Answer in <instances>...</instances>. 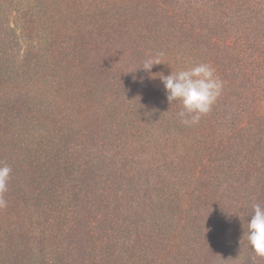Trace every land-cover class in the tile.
<instances>
[{
    "label": "trees",
    "instance_id": "1",
    "mask_svg": "<svg viewBox=\"0 0 264 264\" xmlns=\"http://www.w3.org/2000/svg\"><path fill=\"white\" fill-rule=\"evenodd\" d=\"M27 1L17 12L2 0L0 83L26 90L65 80L71 98L82 102L103 101L111 86L136 95L121 115H109V126L101 122L86 133L91 141L82 149L53 140L55 134L0 162L12 168L4 215L22 214L24 234H31L22 240V253L16 238L1 241L0 264H34L43 255L50 264L111 258L134 264L141 241L137 264H163L169 256L178 261L170 250L162 256L158 240L163 233L171 242L183 240L182 230L183 237L194 233L185 229L187 211L196 213L192 221L208 227L211 220L221 229L202 242L207 253L215 240L224 245L231 232H246L252 203L264 205V0ZM10 15L18 34H6ZM21 57L22 73H12ZM150 57L161 63L149 72L140 67ZM197 63L211 65L223 87L212 110L189 126L177 116L179 101H167L159 75ZM94 144L104 155L81 166L75 152H91ZM121 219L132 220L123 225ZM141 222L147 225L133 228ZM8 225L0 219L1 231ZM122 226L136 235L137 242L128 234L132 246ZM101 230L112 234L98 235ZM252 257L251 251L243 264H264Z\"/></svg>",
    "mask_w": 264,
    "mask_h": 264
},
{
    "label": "rangeland",
    "instance_id": "2",
    "mask_svg": "<svg viewBox=\"0 0 264 264\" xmlns=\"http://www.w3.org/2000/svg\"><path fill=\"white\" fill-rule=\"evenodd\" d=\"M6 1H12L11 7L13 6L14 9H17V12L22 11V6L26 7L29 5V2L27 0ZM0 3L2 4V7L0 8H3L5 5L2 0H0ZM17 16L19 17V15ZM15 20V15L6 17L8 28H6L5 31H7V35H12L9 31H14V33L18 34L19 31L14 26L16 24ZM18 26L20 27L22 26V24L18 22ZM7 59L11 60L13 59V56H9L7 57ZM18 60L20 61L15 62V67L10 69L12 73H14L15 71L22 73V57ZM71 87L75 88L74 82L71 83ZM113 87L114 86L108 88L107 92L103 96V101L82 102L80 101L82 99L79 96H76V94L75 98H71L72 94L70 93V87L68 82H66L65 80H57L55 82L52 81L49 84L42 83L41 87L31 86L26 90L19 87L14 88L10 84L6 87L2 83H0V131L6 129L8 127V124L12 126L8 129V131L4 132L2 137H0V162L6 159V157L14 158L18 157L21 152L23 154L24 151H22V147L24 144H28V146L31 144V146H33L35 142H38L41 139L51 138V136H54L55 134L57 137H55V139L53 138V140L58 141L57 139L60 138L62 144H66L69 147H73L76 144L80 147V149H82L81 145H83L84 142L91 141V138L86 133H88L89 131H95L94 126L101 125V122H104V127L109 126L111 118L109 117V115L113 116L115 115V113L121 115L123 112L122 110H124L130 103L133 102V96H135L136 94L129 91H126L128 93H126L125 91H119L120 93L118 94V92H116ZM115 87L117 88V85ZM25 92H27V94ZM110 105L113 106L112 113H109L110 110L108 106ZM111 124L114 126L113 122ZM37 137L39 138V140H37ZM99 139L100 138H98V141ZM102 148L103 147L101 145L98 148L96 144H94V149L91 152H89L90 150H88V152L85 150H77L78 154L75 152L74 157L81 158L79 160V163L81 164V166H83L85 161L91 158L99 159L100 157H102L104 155V151H99ZM170 151H173V149L170 148ZM170 158H172V162H174L176 155L171 154ZM16 174H18V172ZM11 178L12 176L10 174L9 182ZM19 178L20 177H17L15 175V177H13V181H18ZM9 182L8 189L3 194L5 200V195L7 194V192H11V189H9ZM17 186L18 185H16V187ZM23 186L26 189V184H23ZM33 186L34 185H31L32 188ZM241 186L242 193H246L248 191L246 184H242ZM21 189L22 185L16 190L22 191ZM104 201V199H101V202ZM96 207L97 204L92 205L93 209H95ZM5 209L6 206L5 208H0V219L9 223L10 225L7 226L9 229H6V227V230H0V242L3 240L5 241L6 239L10 240L12 238H16L18 249V247L22 245V240H24V238L27 236L30 237L31 234H24L22 214L17 217L19 214H16L13 211H9L4 215ZM149 211H151L150 213H155L154 209L150 207ZM199 214H201L200 216L210 215V213L207 212ZM168 215H165L164 217L165 222L168 218ZM195 215L196 213L187 211L185 217L189 220V222L185 223V229L188 232L191 231L200 234L195 236L194 233H186L183 237L182 230L181 237L183 238V240L181 241L180 238H177L174 242L167 241V236L164 233L161 234L158 243L162 248L163 246L165 247V251H163L162 256H169V250L172 251L171 254L173 256L180 255L176 257L178 261L173 260L172 257L169 256L162 261L163 264H243L246 259L248 260L251 251L247 249L248 244L246 239L244 238L243 231L239 234L233 233L234 231L231 232V234L228 235V237H230L229 240L224 242V245L222 238L215 240L217 244L213 243L212 250L215 255L220 256L217 259L214 257L212 251H209L207 253L202 250V244L209 243V241L211 240L210 235L218 237L219 232L221 233V229H219L218 232L215 225L210 224L212 223L211 220L207 222L209 223L208 227L205 225V222L199 223L192 221V218H194ZM127 216L130 215L127 214ZM61 220L62 218L60 215L59 218L55 221V224H61ZM130 220L132 219H121V221H123V225L129 223ZM181 224L184 227V224L182 222ZM141 225L146 226L147 224L146 222L136 223L133 225V228L137 229ZM33 229L36 230V227H33ZM122 229L123 226L122 228H119V231L122 233V235L127 236V239L125 241L129 239L128 234H130L135 242H137L136 235L131 231L128 233L129 227L124 228L127 234L123 233ZM236 229H238V227L235 226L234 230ZM109 234H112V232L101 230L98 235L105 236ZM67 237H71V235H68ZM224 237L226 236L224 235L223 238ZM187 240H189V242ZM113 241L118 243L114 237ZM128 242L131 244L132 240L129 239ZM141 243L142 241L139 242L138 246L134 247V250L136 249L135 255L137 254V262L138 260H143L145 245H141ZM140 246L143 247L140 248ZM34 248H36V246H34ZM117 248L120 249L119 245ZM182 250H184V252ZM19 251L20 253H22V246L20 247ZM34 251H36V249H34ZM139 251L143 255L140 254ZM46 261H48V258L43 255L42 257L38 258L34 264H50ZM111 261L112 263H108L106 259H103L101 260L100 264H128V262H130V260L127 261L118 258H111ZM239 261L240 263H238ZM137 262H135L134 264H137ZM130 264L132 263L130 262Z\"/></svg>",
    "mask_w": 264,
    "mask_h": 264
},
{
    "label": "clouds",
    "instance_id": "3",
    "mask_svg": "<svg viewBox=\"0 0 264 264\" xmlns=\"http://www.w3.org/2000/svg\"><path fill=\"white\" fill-rule=\"evenodd\" d=\"M159 58H148L142 67L151 70L153 65L159 64ZM166 99L169 104L179 101L181 110L177 113L184 125L197 124L203 115L212 110L221 94L223 83L215 75L213 67L207 63H197L191 67L167 75L160 73ZM12 168L6 163H0V208L7 205L3 194L8 189V182ZM252 211L247 219L244 238L253 253L252 259L264 258V205L256 202L251 205Z\"/></svg>",
    "mask_w": 264,
    "mask_h": 264
}]
</instances>
